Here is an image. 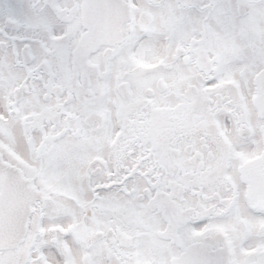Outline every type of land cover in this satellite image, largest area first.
<instances>
[{
    "label": "snow or ice",
    "instance_id": "obj_1",
    "mask_svg": "<svg viewBox=\"0 0 264 264\" xmlns=\"http://www.w3.org/2000/svg\"><path fill=\"white\" fill-rule=\"evenodd\" d=\"M0 264H264V0H0Z\"/></svg>",
    "mask_w": 264,
    "mask_h": 264
}]
</instances>
